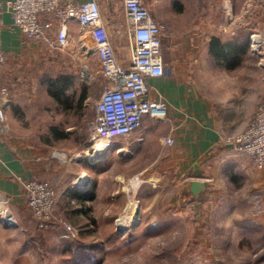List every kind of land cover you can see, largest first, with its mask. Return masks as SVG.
<instances>
[{
  "label": "crops",
  "instance_id": "1",
  "mask_svg": "<svg viewBox=\"0 0 264 264\" xmlns=\"http://www.w3.org/2000/svg\"><path fill=\"white\" fill-rule=\"evenodd\" d=\"M74 1L83 3L91 0ZM99 1L104 23L119 58L128 64L131 49L126 36L122 1ZM247 1L214 0V27L194 26L171 38L165 51V64L171 75L149 80L152 96L168 105V117L156 120L146 116L138 131L117 144L112 155L110 150L103 158H91L90 132L97 114L96 103L105 84L93 98H89L88 93L81 109L56 103L48 88L32 96L35 128L44 129L46 119H51L49 134L31 137L21 133L0 138V192L13 197L11 209L15 215L19 218L21 210L26 209L19 182L21 178L51 184L58 196L59 211L65 202L68 207L76 209L78 216L91 217L89 212L92 210L86 205L117 201L118 198L117 190L106 192L102 187L108 163L114 157H118V161L148 160L147 156L153 153V163L144 165L141 172L145 173L154 167L155 162L161 161L158 168L173 172L172 175L183 185L184 194L194 202L192 207L199 209V206L208 205L214 194V208L228 209L223 214L230 217L228 226L243 220V217L245 223L242 227L246 228L241 231L242 235L248 237L253 231L264 239V213L250 217V206L245 198L253 192H259L264 198V169H257L247 156L226 142L227 138H235L248 129L258 103L264 99V66L250 47L251 33L264 29V7H257L246 16L243 8ZM222 3L224 7L221 8ZM11 9L12 2L5 0L0 14L3 22L0 42L7 61L21 54L30 41L17 29H11ZM44 19L54 20V17ZM57 30L55 23L53 35ZM67 78L70 85L65 94L71 98L77 91L75 89L71 94L73 86L83 81L72 76ZM9 81L8 69L2 66L0 90L6 88L13 103L14 96L5 85ZM89 104L93 107L88 110ZM76 115L85 119V134L81 138L76 135L75 126L64 128V120ZM8 116L13 130L16 129L14 112L8 111ZM166 137L174 140L172 146L163 145ZM71 138L76 139L72 146L69 145ZM55 152L64 154L69 160L53 157ZM193 179L211 185V192L204 203L196 202L187 190L188 182ZM78 182H82V186ZM84 184L88 186L82 188ZM7 230L9 228L0 224V232Z\"/></svg>",
  "mask_w": 264,
  "mask_h": 264
},
{
  "label": "rangeland",
  "instance_id": "2",
  "mask_svg": "<svg viewBox=\"0 0 264 264\" xmlns=\"http://www.w3.org/2000/svg\"><path fill=\"white\" fill-rule=\"evenodd\" d=\"M145 1L155 19L166 28L164 57L172 37L194 26L214 27V0ZM221 5L224 7V3ZM27 42L22 53L4 65L10 77L5 85L14 96L9 111L16 117L14 130L9 119L8 136L49 134L51 119H46L44 129L35 128L31 100L36 93L49 88L50 81L60 76L82 80L73 86L71 94L75 89L77 94L86 89L89 98L98 95L106 83L93 53V42L78 26L72 27L70 44L63 50ZM257 57L264 66L262 58ZM84 72L88 74L85 78L82 77ZM89 105L88 110L93 107ZM84 120L82 116H69L64 120V128L75 126L76 135L81 138L85 134ZM69 142L67 144L72 146L76 139L71 138ZM115 149L116 146L110 155ZM153 156L152 153L147 156L148 160L134 162L118 161L119 158L114 157L107 165L102 187L106 192L117 190V201L86 205L92 210L91 217L78 216L76 209L65 202L59 211L57 203L55 223L47 231H39L30 213L21 210L19 218L17 216L18 226L0 232V264H264L261 234L256 236L252 231L248 237L243 236L241 231L246 228L242 227L243 217L228 226L230 217L223 215L228 209L214 208V194L208 205L195 209L173 172L158 168L161 161L155 162L145 173L141 172L144 165L153 163ZM259 194L253 192L245 197L250 217L258 216L255 206ZM136 206L139 207L137 224L122 230L118 220L130 218ZM61 222L72 226L76 233L74 239L62 238L65 230Z\"/></svg>",
  "mask_w": 264,
  "mask_h": 264
},
{
  "label": "built area",
  "instance_id": "3",
  "mask_svg": "<svg viewBox=\"0 0 264 264\" xmlns=\"http://www.w3.org/2000/svg\"><path fill=\"white\" fill-rule=\"evenodd\" d=\"M0 0V14L3 2ZM13 25L24 37L38 44H44L53 50H63L70 44L72 25L89 35L93 42V53L101 65V74L105 88L96 103V118L90 132L91 157L112 150L122 140L131 138L148 116L156 120H165L169 107L162 99L152 96L149 80L167 78L171 70L165 64L163 35L165 26L154 17L145 0H121L126 17V36L131 56L128 64L122 62L114 47L108 28L104 23L99 0L76 2L74 0H10ZM257 7H264V0H248L243 8L246 16ZM53 16L54 20H45ZM233 19L230 15V19ZM58 25L53 35L54 24ZM3 22L0 18V26ZM250 47L254 54L264 61V29L254 31L250 36ZM88 54V50L86 51ZM7 58L0 42V68ZM88 74L82 75L86 77ZM11 98L6 88L0 90V138L9 135L8 111ZM228 144L236 151L247 156L257 169H264V99L261 100L248 129L235 138H227ZM164 146H172L174 140L166 137ZM53 157L68 161L62 153L55 152ZM22 197L26 210L30 213L39 231H47L55 223L58 196L53 186L39 180H23ZM83 184V183H82ZM88 184V182H87ZM85 186L82 188H85ZM13 197L0 192V223L2 226L17 227L18 220L11 207ZM255 211L264 213V200L258 195ZM2 213H6V218ZM64 239H74L75 230L69 224L61 222Z\"/></svg>",
  "mask_w": 264,
  "mask_h": 264
},
{
  "label": "trees",
  "instance_id": "4",
  "mask_svg": "<svg viewBox=\"0 0 264 264\" xmlns=\"http://www.w3.org/2000/svg\"><path fill=\"white\" fill-rule=\"evenodd\" d=\"M68 85H70V80L67 77L60 76L50 81L48 90L51 97L61 106H73L76 109H81L88 97V90L85 89L86 91L82 92L79 99H77V92H75L71 98H67L65 92Z\"/></svg>",
  "mask_w": 264,
  "mask_h": 264
},
{
  "label": "water",
  "instance_id": "5",
  "mask_svg": "<svg viewBox=\"0 0 264 264\" xmlns=\"http://www.w3.org/2000/svg\"><path fill=\"white\" fill-rule=\"evenodd\" d=\"M110 151H107L105 153L99 154L98 156H95V160L99 158L105 157ZM187 190L192 194L194 200L199 203H204L206 199L208 198L210 192H211V185L209 182L203 181V180H197L193 179L188 182ZM136 217L139 216V207L135 210ZM5 228H10V226L5 225L3 226Z\"/></svg>",
  "mask_w": 264,
  "mask_h": 264
},
{
  "label": "bare ground",
  "instance_id": "6",
  "mask_svg": "<svg viewBox=\"0 0 264 264\" xmlns=\"http://www.w3.org/2000/svg\"><path fill=\"white\" fill-rule=\"evenodd\" d=\"M95 157V156H94ZM94 157H91L93 160H95V158ZM81 183L82 182H78V184H79V186H82L81 185ZM89 185V184H88ZM134 187H136L137 186V183H134ZM138 206H136L135 207V209H133V211H132V216L130 217V218H123V219H120V220H118V224H119V226H120V228H122V230H125L126 228H125V226H134V225H136L137 224V217H136V214H135V210H136V208H137ZM3 214V216L6 218V213H2ZM129 219V220H128ZM125 224H127V225H125Z\"/></svg>",
  "mask_w": 264,
  "mask_h": 264
}]
</instances>
